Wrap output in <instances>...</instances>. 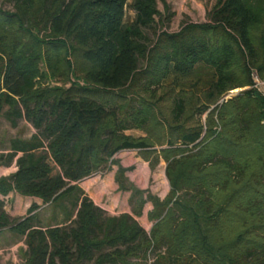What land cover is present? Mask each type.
Returning a JSON list of instances; mask_svg holds the SVG:
<instances>
[{
  "label": "trees",
  "instance_id": "trees-1",
  "mask_svg": "<svg viewBox=\"0 0 264 264\" xmlns=\"http://www.w3.org/2000/svg\"><path fill=\"white\" fill-rule=\"evenodd\" d=\"M3 1L14 11L0 6V117L13 127L26 120L37 132L11 141L5 164L21 156L15 173L0 177V194L41 198L62 207L66 220L46 224L37 204L15 218L0 199V233L24 239L26 264H264V93L252 77L264 79V0H206L207 23L163 32L153 45L145 29L156 22L158 0H133L131 23L128 0ZM42 64L70 86L36 87L48 74ZM202 66L214 74L203 106L184 90L160 98L173 106L162 152L171 191L164 200L147 198L152 230L95 205L79 182L103 172L121 150L152 151V140L124 132L147 129L156 89ZM154 88L150 98L134 92L139 98L120 105L99 98ZM207 112L205 124L196 119ZM128 170L120 166L116 180L138 197L139 216L146 200Z\"/></svg>",
  "mask_w": 264,
  "mask_h": 264
},
{
  "label": "rangeland",
  "instance_id": "rangeland-1",
  "mask_svg": "<svg viewBox=\"0 0 264 264\" xmlns=\"http://www.w3.org/2000/svg\"><path fill=\"white\" fill-rule=\"evenodd\" d=\"M130 1L133 2V0ZM131 5L132 3L129 4V6L127 7V12H126L127 19H125L127 23L133 22V20L136 17V11L133 9ZM158 5H159L158 6L159 14L156 16V22L153 28H147V30L145 29V33H146L145 41L148 45L155 44L158 41L159 36L163 32L176 35V33L181 32L188 25L203 24L204 22L207 23L206 0H158ZM0 6L3 7V9H5L6 11H14V3H9L0 0ZM72 62L78 68L79 61H75V59L73 58ZM145 66H146V61H143L142 67L145 68ZM41 70H42V74L43 72H47L48 74L46 77L40 76L37 78L36 87L57 88V87L70 86L71 83L68 82V78L64 76L53 77L51 75L52 73L50 69H48L47 67V64H42ZM74 73L76 74L73 75L72 80L78 81L79 78H77V76H80L81 72L75 68ZM176 78L180 80L179 83L177 82ZM259 78L261 77L259 76ZM213 79H214L213 70L203 66L199 67L197 71L190 76L176 77L172 75L170 79H168L164 83L165 86L163 88H160L159 91L158 89H156L158 93L155 100L158 108L155 109L156 114L154 116L152 115L151 122L149 123L147 129H143V128L129 129L131 130L130 131L131 135H127V136L137 139L141 137L149 138L155 144V146L152 148V151H149L147 153L139 151L140 156H142L146 161L150 163L151 165L150 167L154 172V174L157 175L162 174L163 176L165 175L164 168L160 167V163L162 162L161 160L165 161L162 152H164L165 149L169 148L167 141L170 137H172L170 134V128L168 127L169 126L168 122L171 120V110L173 108L172 98L164 97L161 100L160 99L161 96L165 94L168 90L173 91L176 94L178 92L183 93L181 90H184L185 91L184 95L187 97L188 100L193 99L194 101H196L195 102L196 105L198 104L200 106H203L202 104L204 102V93L208 89ZM246 89H248V87L231 90L229 91V94L231 96H227L226 99L234 95H237ZM153 91H155V88L152 89L150 93H147L145 95L143 94L144 92L141 90L133 91L129 93L130 96H128V98L118 95L119 93L117 92H115L117 94H115L114 92L113 93L106 92V93H101L99 95V98L100 99L103 98V100H108L110 104L120 105L129 102L131 100L130 98L135 96L134 92H138V94H140L139 96L150 98V96L154 93ZM135 98H139V97L135 96ZM220 100L222 101V99ZM221 101H219L218 103H221ZM215 106L216 105H214L212 109H214ZM207 114L208 112L203 116L198 115L196 116L197 117L196 119L197 120L198 118L201 119L203 124H205ZM34 131L35 130L33 126L26 120H21L17 127H13L5 118L0 117V157L3 156V160L0 163V177L3 174H6L7 172L10 173L13 169L17 168V166H15L14 163L13 165L11 164L10 166L5 164V161L7 160L6 158L7 152L11 145V141L17 138L29 140L32 138ZM116 162L117 164L119 163L118 161ZM165 163L167 165L166 161ZM156 177L157 176H154L150 180L149 183L150 189L148 196L154 195V197L159 198L160 200H164L169 194H167L164 198H161L158 197L156 193H154L157 190H162L163 188L161 185V181H159L158 179L156 180L155 179ZM156 185H158V188L154 189ZM170 191H171V186H170ZM12 202L13 201L8 202L7 206L9 212L13 213L15 218H22L27 215L28 212L25 211V207H19V208L17 207L16 209ZM151 202L153 204V201ZM153 209H154V204H153ZM153 226L154 224L152 225L151 228L148 229V232L152 230ZM27 248L28 247L25 244L24 239H20L19 237L13 235L9 231L0 233V264H26L25 252ZM149 258H150V263H153V261L156 258V253L153 251L150 252ZM84 264H93V263L86 262Z\"/></svg>",
  "mask_w": 264,
  "mask_h": 264
},
{
  "label": "crops",
  "instance_id": "crops-1",
  "mask_svg": "<svg viewBox=\"0 0 264 264\" xmlns=\"http://www.w3.org/2000/svg\"><path fill=\"white\" fill-rule=\"evenodd\" d=\"M131 3L132 1L128 0V6ZM130 131L131 130H126L124 134L131 135ZM35 132L37 131H34V134ZM19 156H21V154H19L18 157ZM18 157H16L13 161L15 166H17ZM113 160L118 161L122 167L129 169L125 173V177L128 179L129 183L134 184L139 191H145L144 199L146 200V203L142 209V214L139 216L134 213L138 197L134 198L135 193H133L132 190H122L120 188V185L116 180V175L120 165L119 163H112ZM161 161L160 167L164 168V176L162 174H154L150 167V163L140 156L138 149H124L114 155L109 162L110 164H108V167L103 172H99L97 175L94 174L84 180H81V182H79V186L84 190L85 195L94 201L95 205L106 210L111 215L130 214L146 231H148V229L154 224L149 220V213L153 210V204L147 199L151 178L157 176L155 179L161 181V185L163 187L162 190H154L156 191L154 193H156L158 197L164 198L170 192V183L166 174L167 165L165 161ZM17 170L18 167L13 169L10 173L7 172L2 176H9ZM156 188H158V185L154 187V189ZM0 199H4L5 202H7L6 210L8 213L10 212L7 205L10 201H13L12 203L16 209L17 207H25V211L27 212L33 204H37L40 206V215L44 216L47 221L46 224L51 223L52 225H62L66 221L65 210H63L62 207L44 204V201L41 198L28 197L17 192H11L7 196L0 194ZM10 215L15 217L13 213H10Z\"/></svg>",
  "mask_w": 264,
  "mask_h": 264
},
{
  "label": "built area",
  "instance_id": "built-area-1",
  "mask_svg": "<svg viewBox=\"0 0 264 264\" xmlns=\"http://www.w3.org/2000/svg\"><path fill=\"white\" fill-rule=\"evenodd\" d=\"M253 78H254V82L255 83V87L261 91L262 93H264V80H262L261 78H259V75L257 72H254L253 74Z\"/></svg>",
  "mask_w": 264,
  "mask_h": 264
}]
</instances>
